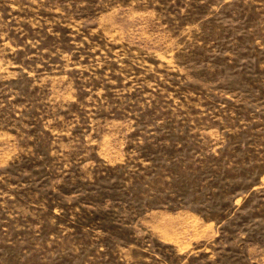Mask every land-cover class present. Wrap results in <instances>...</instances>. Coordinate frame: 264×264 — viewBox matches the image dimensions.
Returning a JSON list of instances; mask_svg holds the SVG:
<instances>
[{
	"label": "rangeland",
	"instance_id": "374dc122",
	"mask_svg": "<svg viewBox=\"0 0 264 264\" xmlns=\"http://www.w3.org/2000/svg\"><path fill=\"white\" fill-rule=\"evenodd\" d=\"M0 264H264V0H0Z\"/></svg>",
	"mask_w": 264,
	"mask_h": 264
}]
</instances>
